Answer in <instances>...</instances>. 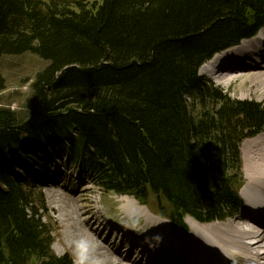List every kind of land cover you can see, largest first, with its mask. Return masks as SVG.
<instances>
[{"label":"trees","instance_id":"trees-1","mask_svg":"<svg viewBox=\"0 0 264 264\" xmlns=\"http://www.w3.org/2000/svg\"><path fill=\"white\" fill-rule=\"evenodd\" d=\"M263 28L264 0H0V60L46 62L25 119L0 105V264H74L29 186L48 150L176 228L232 216L264 105L199 71Z\"/></svg>","mask_w":264,"mask_h":264},{"label":"bare ground","instance_id":"bare-ground-1","mask_svg":"<svg viewBox=\"0 0 264 264\" xmlns=\"http://www.w3.org/2000/svg\"><path fill=\"white\" fill-rule=\"evenodd\" d=\"M213 66L214 68L211 70L210 68ZM215 69H224L222 73L217 74L218 76L213 77L217 83L229 86L231 82L241 81L243 82L240 85L243 88V96L257 94L263 98L264 29L255 38L218 54L201 68L200 75L208 76V73ZM245 153H248V160L251 159V162H247V167L252 173L250 182L243 188L248 210L240 216L223 220L224 222L219 221V223L214 221L215 223L211 222L208 225L200 224L192 219L196 222H191V241L181 238L171 239L167 244L162 243L161 246H155L156 248L150 247L155 249V254L151 251L152 257L149 255L145 260L146 255L150 253V250L145 248H149V244L158 230L162 228L165 229L164 233H171V229H167L164 219L150 215V212L148 213L138 204V206L133 205L135 210L126 204L123 209H128L130 215L126 213L127 217L145 218L144 226L142 227L138 222L135 229H141L146 233L132 237L128 235V232L131 231V228H128L127 233L120 234L119 247L115 248L114 241L108 243L107 238L102 240L101 236L90 228L92 226L94 230L97 229L95 227L97 220L87 215L91 210L83 211L80 207H74L68 213L70 223L73 225L72 227H75L73 229L74 245L81 247V251H83L81 256L87 264H140L142 261L145 264H154L155 259H160L155 261L160 264H166L165 262L168 264H226L233 259L239 264H259V261L264 260V133L250 143V147ZM75 217H78V220ZM69 236L72 235L69 234ZM126 237L131 242L130 250L125 245ZM172 237L179 238L178 235H172ZM142 240L146 242L140 244L139 242ZM189 243H200L201 247L189 248L186 245ZM174 246H178V248H173ZM204 249L210 251H203ZM134 250L137 252L135 257L137 256L139 262L132 261ZM125 251L128 252L126 258L121 255Z\"/></svg>","mask_w":264,"mask_h":264},{"label":"rangeland","instance_id":"rangeland-1","mask_svg":"<svg viewBox=\"0 0 264 264\" xmlns=\"http://www.w3.org/2000/svg\"><path fill=\"white\" fill-rule=\"evenodd\" d=\"M45 66L46 62L31 54H26L21 57L2 58L0 60V74L5 79L6 88L0 94V105L3 108L10 109L15 112L19 118L25 119L28 116L32 101L33 79L35 78L37 73L45 68ZM223 70L224 69H217L216 71H213L211 73L209 72L208 76L201 75V77L203 76L205 79L211 81L217 87L222 88L225 93L229 94L232 97V99L241 101H254L264 105V97L261 98L260 95L253 94L252 96L248 97L243 96V88L240 86L243 82L241 81L233 83L231 82L229 86L222 85L219 82L217 83V80H214L213 77L218 76L217 74L222 73ZM228 71L233 72L231 69H228ZM263 133H261L257 137L247 139L242 143L240 147L241 161L243 165V176L241 177V181L243 180L242 186L244 185V182V186H247V184L251 180L252 173V171L248 170L247 167V162H251V159L248 160V153L245 152L248 147H250V143L253 142L254 139H257L259 136H261ZM51 152V150H48L47 153L44 154V156L42 155L43 159L47 160L48 169L40 167V165L35 162L33 164H30L35 173L33 176V183L31 181L29 186L34 187L32 189L38 193H42L45 198L47 218L44 220V222L51 228L55 229L53 234L54 242L51 247L53 253L58 256L68 255L69 257H71L74 264H87V262L84 261L81 256L83 253V251H81V247H78V245H74L75 239L73 238V229H75V227H72L73 225L70 223V217L68 215L69 211L71 212L74 207H80L83 211L91 210L90 213H87V215L97 220L95 225L97 229L94 230L92 226H90V228L93 232L98 233L101 236L102 240L104 238H107L108 243L114 241L115 248L119 247L120 234L114 232L112 230L113 226L110 227V225H108L107 223H113L112 221H114L123 224V226H125L126 228H131V231L128 232V235L132 237H138L139 235L146 233L141 229H135L138 222H140V225L142 227L144 226L145 218H139V216L127 217V214H129L128 209H123L127 204L130 208L135 210L133 205L138 206L139 203L134 198H131L129 196L117 195L115 193H107L97 183H95V181H92L89 174H83L80 163L72 162L67 152L61 151L58 153V155H56L55 153L52 155ZM30 165L29 167L31 168ZM10 168L14 167L10 166ZM243 191L244 189H242L240 193V200L243 201V206L240 211H242L243 208L244 210L241 213H239L240 211H237L239 214H235L233 218L240 216L243 212H246L248 210V204L244 199ZM141 207L147 210L146 207ZM147 212L149 213L148 210ZM147 212H145V215H147ZM149 214L152 215L151 213ZM75 219L78 220V217H75ZM186 222L189 225V233L182 230H177L174 227L171 228L172 225H170L168 221L165 220L167 229H171L170 232L172 234L178 235L184 240L191 241V222L196 221L189 218L186 219ZM216 223H219V221H216ZM164 230L165 229L160 228L157 234ZM69 234H71L72 236L70 237ZM139 243L141 244L143 243V241H140ZM195 244L200 245V243ZM125 245L128 247V250H130L131 246H128L126 241ZM150 247L151 246L149 245V248H145L146 250H150V253L145 257V260L149 255L150 257H152L151 251L155 254V249H151ZM136 254L137 252L135 251L132 257L133 262H139V260H137V256L135 257ZM121 255L126 258L128 252L125 251ZM157 260L160 259H155V261ZM155 261L154 264H160ZM165 263L168 264V262ZM140 264L145 263L144 261H142L140 262Z\"/></svg>","mask_w":264,"mask_h":264},{"label":"water","instance_id":"water-1","mask_svg":"<svg viewBox=\"0 0 264 264\" xmlns=\"http://www.w3.org/2000/svg\"><path fill=\"white\" fill-rule=\"evenodd\" d=\"M189 218H191V217H189Z\"/></svg>","mask_w":264,"mask_h":264}]
</instances>
